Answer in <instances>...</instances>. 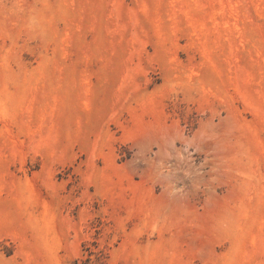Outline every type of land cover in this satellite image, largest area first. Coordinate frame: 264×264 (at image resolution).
<instances>
[{
  "label": "rangeland",
  "instance_id": "rangeland-1",
  "mask_svg": "<svg viewBox=\"0 0 264 264\" xmlns=\"http://www.w3.org/2000/svg\"><path fill=\"white\" fill-rule=\"evenodd\" d=\"M89 250L264 264V0H0V264Z\"/></svg>",
  "mask_w": 264,
  "mask_h": 264
},
{
  "label": "trees",
  "instance_id": "trees-1",
  "mask_svg": "<svg viewBox=\"0 0 264 264\" xmlns=\"http://www.w3.org/2000/svg\"><path fill=\"white\" fill-rule=\"evenodd\" d=\"M94 255V258L92 257ZM100 256L96 251H90L88 255L82 260H75V264H95L96 260H99Z\"/></svg>",
  "mask_w": 264,
  "mask_h": 264
}]
</instances>
